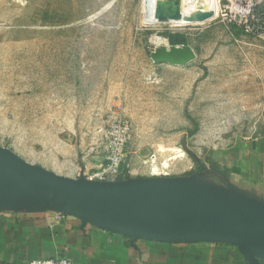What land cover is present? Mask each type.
Here are the masks:
<instances>
[{
  "label": "rangeland",
  "instance_id": "rangeland-1",
  "mask_svg": "<svg viewBox=\"0 0 264 264\" xmlns=\"http://www.w3.org/2000/svg\"><path fill=\"white\" fill-rule=\"evenodd\" d=\"M184 1L162 5L171 14ZM217 1L215 20L175 28L147 22L150 0H0V147L79 181L101 168L110 126L127 120L121 218L264 221V205L242 198L215 160L264 136V3L246 0L257 22L238 15L240 0ZM172 35L193 62L151 60ZM31 196L0 163V210Z\"/></svg>",
  "mask_w": 264,
  "mask_h": 264
},
{
  "label": "crops",
  "instance_id": "crops-1",
  "mask_svg": "<svg viewBox=\"0 0 264 264\" xmlns=\"http://www.w3.org/2000/svg\"><path fill=\"white\" fill-rule=\"evenodd\" d=\"M219 166L242 198L264 204V136L217 152ZM66 258L79 264H248L238 245L212 240H152L111 229L31 196L27 207L0 210V264Z\"/></svg>",
  "mask_w": 264,
  "mask_h": 264
},
{
  "label": "water",
  "instance_id": "water-1",
  "mask_svg": "<svg viewBox=\"0 0 264 264\" xmlns=\"http://www.w3.org/2000/svg\"><path fill=\"white\" fill-rule=\"evenodd\" d=\"M166 12L165 7L161 5L157 14L159 23H167L170 19L180 20L182 17L178 10L171 14ZM212 17L213 13L210 12L198 13L188 21L191 24H200ZM195 59V51L186 44L171 45L159 42L151 53V60L155 64L176 67H184ZM0 163L11 170L34 196L42 197L54 205L57 213L66 215L71 212L91 216L108 228L152 240L193 239L233 243L239 246L248 264H261L257 257L264 259V221L202 217L174 220L123 219L119 216L123 207V196L117 187L118 181L93 182L87 178L75 181L61 177L33 166L1 147Z\"/></svg>",
  "mask_w": 264,
  "mask_h": 264
},
{
  "label": "built area",
  "instance_id": "built-area-1",
  "mask_svg": "<svg viewBox=\"0 0 264 264\" xmlns=\"http://www.w3.org/2000/svg\"><path fill=\"white\" fill-rule=\"evenodd\" d=\"M253 1V0H252ZM257 5L263 4L264 0H254ZM249 1L246 2L245 7H241L237 12L241 17H249ZM261 23L264 26V11L262 13ZM252 21L255 17L250 15ZM248 32L254 33L255 29H250L246 26ZM264 30V27L262 28ZM133 142V130L132 125L129 121L118 119L109 128L106 134V141L104 144L105 157L101 168L97 173L87 177L89 181L93 182H116L119 181L120 177L126 172V169L130 168V156H131V145ZM59 220L65 218L64 214L57 213ZM27 264H79L70 261L66 258L56 259H35L29 261Z\"/></svg>",
  "mask_w": 264,
  "mask_h": 264
},
{
  "label": "bare ground",
  "instance_id": "bare-ground-1",
  "mask_svg": "<svg viewBox=\"0 0 264 264\" xmlns=\"http://www.w3.org/2000/svg\"><path fill=\"white\" fill-rule=\"evenodd\" d=\"M164 1H166V0H150V5H149V8H148V13H147V22L148 23H158L159 24V21L157 19V17H158L157 14H158V10H159L160 6L163 4ZM239 2H240V7L244 8L245 4H246V0H240ZM182 3H183V1H182ZM184 4L185 5L182 7L183 9L180 12V14L182 16L181 19L180 20H171L170 19L169 22H167L168 24H172L175 28L185 27V26H189V25H196V24L189 23L188 20L191 19V18H194V16L196 14H198V13H209V12L213 13V17L211 19H209L208 21H206V22L215 20L218 17L219 4H218L217 0H185ZM197 5L200 6V9H197ZM142 196H144V195H142ZM159 212L162 214L161 211H159ZM167 212L171 213L172 215L173 214L177 215L179 213L175 209L167 210ZM164 214H162V216H164ZM155 215H156V218H157L158 214H155ZM167 216H169V215H167ZM153 217H155V216H153ZM159 217L160 216H158V218ZM169 217H171V216H169Z\"/></svg>",
  "mask_w": 264,
  "mask_h": 264
},
{
  "label": "trees",
  "instance_id": "trees-1",
  "mask_svg": "<svg viewBox=\"0 0 264 264\" xmlns=\"http://www.w3.org/2000/svg\"><path fill=\"white\" fill-rule=\"evenodd\" d=\"M169 41H170L171 45H179V44H186L187 45V41L183 40L182 37H180L179 35L170 36Z\"/></svg>",
  "mask_w": 264,
  "mask_h": 264
}]
</instances>
